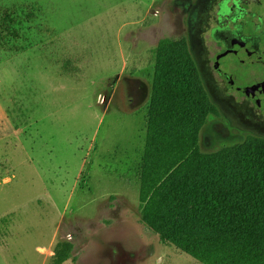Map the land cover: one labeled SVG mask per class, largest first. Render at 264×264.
<instances>
[{
  "label": "rangeland",
  "instance_id": "obj_1",
  "mask_svg": "<svg viewBox=\"0 0 264 264\" xmlns=\"http://www.w3.org/2000/svg\"><path fill=\"white\" fill-rule=\"evenodd\" d=\"M220 1L0 0V264H200L143 223L140 177L164 38L206 161L264 146L214 83Z\"/></svg>",
  "mask_w": 264,
  "mask_h": 264
},
{
  "label": "trees",
  "instance_id": "obj_2",
  "mask_svg": "<svg viewBox=\"0 0 264 264\" xmlns=\"http://www.w3.org/2000/svg\"><path fill=\"white\" fill-rule=\"evenodd\" d=\"M181 51L168 38L156 48L142 221L200 264H264V146L206 161L188 110L192 67Z\"/></svg>",
  "mask_w": 264,
  "mask_h": 264
},
{
  "label": "flooded vegetation",
  "instance_id": "obj_3",
  "mask_svg": "<svg viewBox=\"0 0 264 264\" xmlns=\"http://www.w3.org/2000/svg\"><path fill=\"white\" fill-rule=\"evenodd\" d=\"M216 6L210 29L214 83L234 110L264 125V0H221ZM135 84L131 92L145 100L147 88Z\"/></svg>",
  "mask_w": 264,
  "mask_h": 264
}]
</instances>
